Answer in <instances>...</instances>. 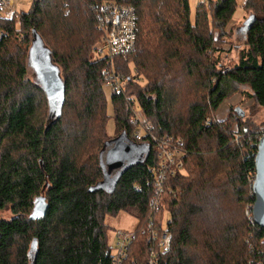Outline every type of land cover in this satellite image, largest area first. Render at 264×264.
<instances>
[{
    "label": "trees",
    "instance_id": "obj_1",
    "mask_svg": "<svg viewBox=\"0 0 264 264\" xmlns=\"http://www.w3.org/2000/svg\"><path fill=\"white\" fill-rule=\"evenodd\" d=\"M101 1L31 0L28 10L0 17V210L12 215L0 218V264H111L105 217L119 211L137 220L120 264H146L150 257L155 264H264V227L251 211L264 133L240 119L239 108L214 119L240 91L253 101L251 109L264 108V0L244 1L252 17L231 66L220 55L237 0L198 2L193 16L189 0H113L137 16L135 49L114 58L118 90L105 85L113 81L107 60L91 55L101 37ZM35 36L62 83L52 120L45 90L27 74ZM109 107L114 136L106 131ZM135 110L149 132L133 121ZM118 137L136 146L140 159L106 172L104 153ZM177 140L180 165L165 173L152 219L169 232V245L151 254L150 168L159 144Z\"/></svg>",
    "mask_w": 264,
    "mask_h": 264
},
{
    "label": "rangeland",
    "instance_id": "obj_2",
    "mask_svg": "<svg viewBox=\"0 0 264 264\" xmlns=\"http://www.w3.org/2000/svg\"><path fill=\"white\" fill-rule=\"evenodd\" d=\"M245 0H237V8L234 11V16L232 19L228 22L226 25V31L230 33L229 37L227 38V43L224 45L225 50L222 52L220 56H222V60L224 65L226 66H231L236 63L238 59V51L243 47V22L245 19L249 16L248 12L243 11L242 6ZM30 2L31 0H16L14 6L15 9L13 8L12 11H15L17 13L21 11H26L30 7ZM199 0H189V8H190V14L193 16V12L195 9V6ZM99 40V39H98ZM97 40V41H98ZM96 44V42L94 43ZM94 44L92 48V58H95L94 53ZM30 51H29V56L27 59L28 65H27V74L28 76L35 81L37 84H39L43 90L46 92L47 96V104H49V115L47 119L52 120L57 113L59 112L60 106H61V100H62V83L61 79L58 75L59 69L57 68L56 65H54L52 62L49 61L48 57V51L45 49V47L42 46V42L39 36H36L35 40L31 42L30 45ZM230 49V51H228ZM116 73V72H115ZM118 75V73H116ZM120 81H118V84L121 85V77L119 76ZM110 82V80H109ZM109 82H107L105 85L109 87L110 85ZM105 88V87H104ZM244 91H249L247 87H242L241 88ZM253 101L247 97L245 92L240 91L237 92L231 96H228L223 103L217 108L215 111V117L214 119L218 122L223 121L228 114L230 113V110H235V108H239L243 112V114L240 116V119L246 120L251 126H261V131L264 133V108L259 109V108H252ZM234 112L233 119L234 123L231 124L232 126V131L235 133V140H237V126L236 123L239 118V112ZM138 116V120H136V116H133V121H135L137 124L140 122H145L143 115L138 111L136 114ZM108 116L109 119L107 120L106 123V131L109 136H114L115 135V130H113L114 127V119L113 116H111V107L108 108ZM263 135V134H262ZM260 135V137L262 136ZM259 137V138H260ZM116 139L113 138L111 139V142H114ZM141 151V148H140ZM139 149L138 151L133 154L132 161H136L140 159L139 155ZM131 160V159H130ZM129 160V161H130ZM128 161V162H129ZM105 166V171L106 172H111L112 170H109L104 162ZM121 169V168H120ZM112 176L109 175L106 179V181L111 182L112 181ZM160 200V199H159ZM161 201V200H160ZM158 210H156L155 213H153V219H156L158 216ZM11 212L9 208H5L0 210V218L3 219H9L11 218ZM136 218L129 214L128 212L124 211H119L118 213L114 214L113 216L111 215H106L105 217V223L108 225V232H107V242L108 244L112 247V253L115 252V243L114 241L116 240V235L120 231H126L134 232V227L136 225ZM155 225V224H154ZM147 224L145 225V227ZM157 229L155 231V236L156 240L155 243L157 242V238L161 233H166L167 235V246L163 248L162 250H159L157 247H152L151 254L154 253H163L166 251L169 245V232L166 230V228L162 227H156ZM164 228V229H163ZM147 229V227H146ZM161 229V230H160ZM148 232V231H146ZM151 233H147V236H149ZM157 248V249H156ZM126 256V255H125ZM149 259H152L151 257Z\"/></svg>",
    "mask_w": 264,
    "mask_h": 264
},
{
    "label": "built area",
    "instance_id": "obj_3",
    "mask_svg": "<svg viewBox=\"0 0 264 264\" xmlns=\"http://www.w3.org/2000/svg\"><path fill=\"white\" fill-rule=\"evenodd\" d=\"M207 0H199V2H206ZM16 0H0V17L7 18L11 16L14 12L12 9H15ZM96 17L98 19L97 28L101 31V37L96 44H94V55L96 58H103L107 60V64L110 65L109 77L113 81L109 82L110 85L115 90L119 89L118 81H120L119 76L113 71V64L115 57L125 58L129 53H131L136 47V35H137V16L135 10L132 6L117 3L113 0H103L97 7ZM138 110H135L133 116ZM138 120V116L135 117ZM134 120V119H133ZM139 121V120H138ZM140 126L145 131H150V124L147 122H140ZM141 130L137 131L135 137L139 139L141 137ZM170 140V139H168ZM166 140L165 143H168ZM181 142L179 140L170 146H166L161 143L158 146V161L154 167L150 168V171L153 174V186L154 195L150 199V217L147 221V231L149 234L148 239L155 243V225L152 221L153 213L158 210L160 204V195L163 192L164 186V177L165 173L172 171V165L176 164L179 166L178 156L180 155V146ZM173 172V171H172ZM254 179V178H253ZM253 182V180H252ZM133 231H120L116 235L115 243V252L112 253V262L111 264H120L127 253L129 246V241L133 238ZM167 235L166 233H161L157 242L151 247H157L159 250H162L167 246ZM156 248V249H157ZM146 264H155L154 259H149Z\"/></svg>",
    "mask_w": 264,
    "mask_h": 264
},
{
    "label": "water",
    "instance_id": "obj_4",
    "mask_svg": "<svg viewBox=\"0 0 264 264\" xmlns=\"http://www.w3.org/2000/svg\"><path fill=\"white\" fill-rule=\"evenodd\" d=\"M251 17L252 16L249 15V17L245 19L242 25V30H244L245 25L249 22ZM35 38L36 36L33 37L32 41L35 40ZM48 57L50 59V52H48ZM239 112L243 114L241 110H239ZM115 139L116 140L111 142V146L104 153L105 164L109 170L125 168L129 163L132 162V158L130 157H132L133 154L138 151L136 146L129 143L123 137H118ZM258 140L257 150L255 153L256 172L252 182L254 203L251 211L254 222L264 227V134Z\"/></svg>",
    "mask_w": 264,
    "mask_h": 264
}]
</instances>
